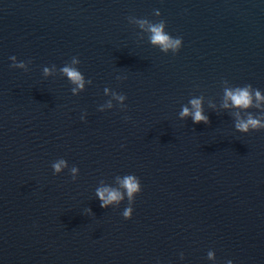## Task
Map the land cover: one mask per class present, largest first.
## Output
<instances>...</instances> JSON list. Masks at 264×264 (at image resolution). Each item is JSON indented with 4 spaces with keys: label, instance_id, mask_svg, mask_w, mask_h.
Wrapping results in <instances>:
<instances>
[{
    "label": "water",
    "instance_id": "95a60500",
    "mask_svg": "<svg viewBox=\"0 0 264 264\" xmlns=\"http://www.w3.org/2000/svg\"><path fill=\"white\" fill-rule=\"evenodd\" d=\"M256 90L264 0H0V264H264V129L235 128L264 122ZM192 100L208 124L180 117Z\"/></svg>",
    "mask_w": 264,
    "mask_h": 264
},
{
    "label": "clouds",
    "instance_id": "9594fccd",
    "mask_svg": "<svg viewBox=\"0 0 264 264\" xmlns=\"http://www.w3.org/2000/svg\"><path fill=\"white\" fill-rule=\"evenodd\" d=\"M147 24V30L151 33V42L153 44H158L162 48V50L167 51L168 49H172L174 52L178 51L182 45L181 38H173L172 36L166 34L164 32V23L160 22L157 24H149L147 21H140V26L143 28ZM15 60V57H12ZM73 63H77V61L73 60ZM18 67H24L23 64L17 65ZM68 79L76 84L79 88H83L84 86V78L81 75L80 71L70 67L65 66L61 70ZM48 73V69H45V74ZM73 92L76 89H72ZM119 99L123 100L124 97L121 96ZM255 99L256 101H264V96L261 95L259 90L255 91ZM230 100L232 106L238 108L247 109L253 106V96H252V87L251 85H247L245 87H237L235 89H225V107H228L227 101ZM192 107L195 110L194 112H190L188 107H183L180 117L183 119L185 117L191 116L194 124H208L209 119L206 115L203 114V109L201 106L200 100H192ZM255 107H260V104L257 103L254 105ZM235 128L240 132H248L251 130H261L264 129V122H262L258 118H254L251 114L248 115L246 120H238L235 124ZM67 167L66 161L64 159H60L58 162L52 164V168L54 169V174H58L61 170ZM78 169L73 167L71 169V173L73 174V179L75 178V174ZM119 179V178H118ZM120 186L126 191V195L129 201H132L134 195L136 193L141 192V185L138 177L135 175H126L122 179H120ZM97 196L101 201V207H107L112 203H119L123 200L124 195L121 191L111 188H101L97 190ZM133 208H126L123 212V217L125 219H130L132 217ZM212 253H209V258H212Z\"/></svg>",
    "mask_w": 264,
    "mask_h": 264
}]
</instances>
